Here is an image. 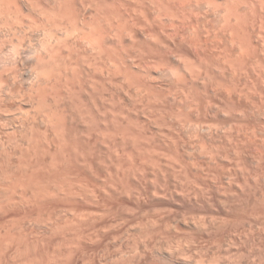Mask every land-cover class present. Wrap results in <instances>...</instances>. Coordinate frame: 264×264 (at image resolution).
I'll use <instances>...</instances> for the list:
<instances>
[{"label":"bare ground","instance_id":"6f19581e","mask_svg":"<svg viewBox=\"0 0 264 264\" xmlns=\"http://www.w3.org/2000/svg\"><path fill=\"white\" fill-rule=\"evenodd\" d=\"M0 17V244L25 237L34 264H90L81 236L97 211L81 199L96 193L87 170L97 158L120 166L142 153L154 164L163 149L179 157L221 137L245 149L263 124L249 113H264V0H0ZM143 108L171 116L160 120L162 151L145 141ZM211 118L243 123L244 137ZM49 231L65 233L66 249L44 246Z\"/></svg>","mask_w":264,"mask_h":264},{"label":"rangeland","instance_id":"374dc122","mask_svg":"<svg viewBox=\"0 0 264 264\" xmlns=\"http://www.w3.org/2000/svg\"><path fill=\"white\" fill-rule=\"evenodd\" d=\"M1 18L2 17H0V19ZM28 18L29 16L26 14V22H28ZM2 24H4V22H2ZM2 26L4 27V25ZM201 91L204 92L203 89H201ZM202 97L207 98L205 95H202ZM161 110L162 109H160V112L162 113L165 111ZM254 110L252 109V111H250L249 114L252 112L250 118L255 115L259 120H254L257 126L260 124V121H262L263 124L258 126L257 133L252 135L254 141L250 142V145H246L245 149L242 147V142L237 138L221 137L218 140L216 139L217 142L206 139L208 144H212V146L204 148L202 152L200 151L201 153L194 151L192 147L196 144L203 145L204 142L196 144L189 142L187 144L189 148L187 150L188 152H185L186 154L183 155L184 153L182 152L181 154V150L179 149L178 155H180L177 157L176 152L175 155L173 153L172 155L170 153V155L168 153L166 154L163 147L160 146V139H163L161 137L164 134L162 131L166 129L165 126L162 125V119L167 117L166 119L170 118L169 120H171V116L169 115V117L166 115L167 111L161 116V113L157 112L158 109L156 110V114L158 113V115L154 113L155 111L152 112L153 115H148L151 112L149 113V111L143 108V112L141 111V113L145 111V114L148 113L146 115L147 117L149 116L153 121L156 120L155 122H158L160 125L159 127L164 128L158 129V127H156L157 124L155 125L153 121L152 124L154 126L145 122L146 116H143L145 114L139 113L141 114L139 119L141 122L140 127H143V130L148 128L146 131L147 135H151L152 138L154 136L152 142L150 140L151 137L146 138L145 141L147 142L149 140L147 143L153 145L155 143H160L158 144L159 146H157L161 148L159 150L162 151L163 149L162 153L164 152V154L169 157L176 156L180 161L174 160V162H171L173 160L169 161L168 159L170 158L166 155V157L162 156L164 154L160 152L159 156L162 157L161 159L163 161H161L160 158H156L154 159V164L153 159H151L152 163L148 162L150 159L146 157L143 159L142 153H136L138 155H134L133 157V155H129L128 152H125L123 156L124 158L126 156V158H123L124 160L121 158L120 166H116L114 163L115 161L112 160L113 158L111 159L110 156L104 157V159L97 158L96 164L89 169V171L87 170L92 177L90 194L92 192L96 193H93L94 196L91 194L90 197L93 196V199L89 197L87 202L81 199V204L84 205L85 208L87 207L90 212L92 210H94L93 212L97 211L96 213L91 212L93 216L91 219L94 218V225H91L93 228L91 229L89 227V236L91 237L81 236V241L87 244V252L89 251L90 253H88L91 255L88 260L90 264L94 262V264H100L102 257L110 260L112 264H122L123 255L134 245L135 250L142 254V258L139 259V264H146V262L147 264H185L187 261L188 263L186 264H193L192 262L196 260L194 264H200L201 262L204 264H264V113L258 112V109V111L255 110V112ZM256 113L259 114L256 115ZM154 114L158 119H155ZM159 115L162 118H159ZM151 116L154 117L152 118ZM143 120H145V125H142ZM209 122H211L214 127L222 130L230 131V129L233 128L235 134L241 137H244V133L246 132V128L241 125L243 123L240 124L235 121L224 122V118H211ZM253 128L252 126V129ZM149 129H151L150 132L148 131ZM153 130H156L155 133L158 131L157 133L159 135L161 132L163 134L161 133L159 136L157 133L154 134ZM150 133H153V136ZM17 136L19 137V135ZM157 140L159 141L157 142ZM239 148L241 150H239ZM129 156L131 158H129ZM137 156L140 157L137 158ZM163 157L165 159H163ZM180 157H182L183 160ZM140 158H142V160ZM176 158L174 157L173 159ZM146 159H148L147 162L145 161ZM104 160L106 162H104ZM131 160V163H134V165H130L129 162ZM155 160H160L164 165L159 161L155 162ZM165 160L166 162L164 163ZM141 161H145V164L142 162L143 167L145 166L144 168H140V165H142ZM175 161L176 163L181 162L180 165L178 166ZM135 163L139 165V167L136 165L138 170L136 171L139 174L135 171ZM166 163H168L170 167L172 166L173 170L170 171V167L167 168V165L165 169L163 166H165ZM121 165H125L123 167L124 169ZM129 166H133V172ZM119 167L125 172H121ZM158 167L162 168L164 177L160 173L161 170ZM139 168L141 170L144 169L145 172L141 171ZM128 169H130L129 171L131 174ZM139 171H141L142 174ZM153 171L155 172V176H153ZM167 171H169V173ZM109 172L111 176L108 174ZM113 172L116 175H118L117 173L119 172L123 175L119 174L120 176L116 178L115 175L112 174ZM119 178L123 181L125 180V184ZM118 183L123 185L121 186V184ZM103 185H105L107 189ZM114 186H117L116 188L119 190H116ZM153 186H157L159 190L157 187L154 188ZM151 189H153V191ZM154 193L155 195H153ZM99 217L102 219L99 220ZM149 218L154 222L155 227L148 229L144 233L151 235V240L147 242L149 250L145 251L144 246L136 242V238L141 235V231L134 227V225L142 223ZM105 224L106 226H104ZM94 226H96V228L100 226V228L98 227V230L95 231L96 228ZM93 229H95L94 232H92ZM100 229L103 231H99ZM57 232L53 233L58 234L57 237H54L50 231L47 232L49 237L47 236L48 234L45 236L47 238L44 240V243L46 242L44 246L46 247L47 245L48 247L51 244L50 246L53 250L55 243L57 245L58 241H64L66 245L63 244V246L61 242L58 244L60 248L62 245V249L59 247V249H55H66L65 246L67 247L68 245V239L67 242L65 241L66 239H62L61 235L64 232L62 234V231H60V234L59 231ZM97 232H99V234H97ZM50 234L53 237H51ZM94 234L99 237H96ZM66 235L69 237L67 232ZM101 235H103V237ZM50 237L54 239L52 240ZM88 239L90 240L88 241L89 243L85 241ZM93 253L95 255H93Z\"/></svg>","mask_w":264,"mask_h":264},{"label":"clouds","instance_id":"9594fccd","mask_svg":"<svg viewBox=\"0 0 264 264\" xmlns=\"http://www.w3.org/2000/svg\"><path fill=\"white\" fill-rule=\"evenodd\" d=\"M134 227L141 231V235L136 238L137 244H142L145 251H148L147 242L151 240V235L144 233L148 229L155 227L154 222L149 218L142 223L134 225ZM34 251V247L30 245V242L25 237L14 238L11 244H0V264H34V261L29 258ZM140 258H142V254L135 250L134 245L123 255L122 264H139ZM100 264H112V262L102 257Z\"/></svg>","mask_w":264,"mask_h":264}]
</instances>
